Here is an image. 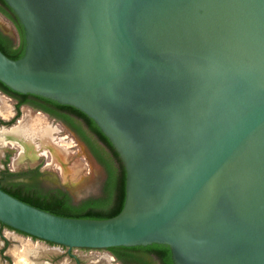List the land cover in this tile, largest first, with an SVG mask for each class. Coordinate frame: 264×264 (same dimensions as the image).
<instances>
[{
  "label": "water",
  "instance_id": "95a60500",
  "mask_svg": "<svg viewBox=\"0 0 264 264\" xmlns=\"http://www.w3.org/2000/svg\"><path fill=\"white\" fill-rule=\"evenodd\" d=\"M4 1L25 51H0V82L93 120L126 196L112 218L75 219L0 188V223L69 251L264 264V0Z\"/></svg>",
  "mask_w": 264,
  "mask_h": 264
},
{
  "label": "trees",
  "instance_id": "16d2710c",
  "mask_svg": "<svg viewBox=\"0 0 264 264\" xmlns=\"http://www.w3.org/2000/svg\"><path fill=\"white\" fill-rule=\"evenodd\" d=\"M0 12L11 22L19 38L18 42L15 43L10 36L6 35L0 29V51L8 58L17 60L23 56L25 51L23 27L13 10L4 0H0ZM0 92L16 101L17 115L13 121L9 123V126L14 124L21 116L20 106L24 103L30 104L34 108H42L58 118H64L62 115L67 111L84 120L86 125L98 136L99 140L108 151L107 158H103L96 154L105 171V180L102 186L101 197L87 199L80 204H74L71 195L66 190L62 188H51L46 190L38 186V182L42 176L39 168L12 172L6 167L0 172V188L24 203L61 217L104 220L119 214L124 207L126 196L125 167L113 145L100 131L94 121L74 107L61 105L50 99L33 94L15 92L2 82H0ZM64 120L71 125V122L67 120V118ZM6 163H8V161H6ZM1 225L7 227L4 224ZM17 232L26 235L22 232ZM32 238L38 240L37 238ZM46 243L55 245L49 242ZM9 244V241H5V248H7ZM105 251L109 252L115 260L121 264H150L147 262L149 258H153L158 264H173L170 248L166 245L152 244L149 246L113 247ZM4 258L8 259L9 257Z\"/></svg>",
  "mask_w": 264,
  "mask_h": 264
},
{
  "label": "rangeland",
  "instance_id": "374dc122",
  "mask_svg": "<svg viewBox=\"0 0 264 264\" xmlns=\"http://www.w3.org/2000/svg\"><path fill=\"white\" fill-rule=\"evenodd\" d=\"M0 28L15 43L18 42L19 38L15 28L2 16H0ZM14 113V102L0 93V114L2 117L8 120ZM16 126L28 134H37L38 140L42 135L50 132L57 149L67 152V163L65 166L59 163L52 156L50 150H46L36 160H23L19 158L21 148L18 145L4 144L0 141V169L3 167L5 158H8V169L14 172L39 166L42 176L38 186L46 190L62 187L70 193L74 204L102 196L104 173L94 162L89 160L81 144L70 135L61 123L47 119L42 113L28 107H23L21 116L13 127ZM6 239L10 244L1 254L5 243L0 237V264H18L20 261L23 264H121L105 250L73 249L72 255H69L68 250L62 246L50 245L30 237L22 235L15 237L14 235ZM23 249L28 253H21L20 250ZM5 256L9 258L5 259Z\"/></svg>",
  "mask_w": 264,
  "mask_h": 264
},
{
  "label": "flooded vegetation",
  "instance_id": "af4514ba",
  "mask_svg": "<svg viewBox=\"0 0 264 264\" xmlns=\"http://www.w3.org/2000/svg\"><path fill=\"white\" fill-rule=\"evenodd\" d=\"M0 16H2L6 21L11 23L9 20H7L8 18L4 14H2L1 12H0ZM0 93L2 95L7 96L6 94H4L2 92H0ZM7 97H9V96H7ZM9 98L14 102L15 113L8 120H5L2 117V115L0 114V128H2L1 126L9 127V123L11 121H13V119L17 115L16 101L14 99H12L11 97H9ZM23 107H28V108L32 109L33 111H36L38 113H42L43 115H45V117L47 119H51L52 121H56L58 123H61L66 128V130L70 133V135H72L81 144L82 149L84 150V152L87 155V157L89 158V160L94 162L95 165L98 166L99 169L102 170V172L105 175L104 168L101 165V163L99 162L98 157H97L96 154H98L99 156H101L103 158H107L108 157V154H107L108 151L103 146V144L99 140L98 136L86 125L84 120L78 118L77 116H74L72 113L67 112V111L64 112L65 114L62 115V117H64V118H58L56 116H53L50 112H47V111L43 110L42 108H34L30 104H26V103H24V104H22L20 106V111L22 110ZM66 118H67V120H69L71 122V125L68 122H66V120H64ZM12 125H14V124H12ZM12 125H10V126H12ZM3 129H5V128H3ZM6 161H8V158L4 159L3 167L0 169V172L2 170H4L6 167H8V163H6ZM32 168H39V171H40V167L39 166L29 167V168H26V169H22L20 171L28 170V169H32ZM20 171H16V172H20ZM12 172H14V171H12ZM41 174H42V172H41ZM104 180H105V178H104ZM103 183H104V181H103ZM54 188H62V187H54ZM62 189H64V188H62ZM64 190H66V189H64ZM1 224H0V237L3 238L4 243H5V241H8V239H6L7 237H11V236H14V235H15V237H18L19 235H22L24 237H30V236H26V235H23L21 233H18L16 230H12V229H9L7 227H3ZM12 232L14 234H11ZM30 238H32V237H30ZM5 247L6 246L4 244V247H3L4 249H2L1 254H3L6 251ZM64 248H66V247H64ZM66 249L68 250V248H66ZM72 250L71 251L68 250V254L69 255H72ZM5 257H7V256H5ZM147 262L150 263V264H158L157 262H155V260L153 258H149L147 260Z\"/></svg>",
  "mask_w": 264,
  "mask_h": 264
},
{
  "label": "bare ground",
  "instance_id": "6f19581e",
  "mask_svg": "<svg viewBox=\"0 0 264 264\" xmlns=\"http://www.w3.org/2000/svg\"><path fill=\"white\" fill-rule=\"evenodd\" d=\"M37 134H28L20 127H11L9 129H0V141L4 144H14L21 148L19 158L23 160L31 159L36 160L50 150L52 156L63 166L66 165L68 160L67 152L57 149L53 143L51 133L42 135L38 140ZM38 141V142H37Z\"/></svg>",
  "mask_w": 264,
  "mask_h": 264
},
{
  "label": "crops",
  "instance_id": "0c3cea01",
  "mask_svg": "<svg viewBox=\"0 0 264 264\" xmlns=\"http://www.w3.org/2000/svg\"><path fill=\"white\" fill-rule=\"evenodd\" d=\"M24 250H25V249L20 250V252H21V253H25V252L28 253L27 250H25V251H24ZM26 253H25V254H26ZM18 264H23V263L20 261V262H18Z\"/></svg>",
  "mask_w": 264,
  "mask_h": 264
}]
</instances>
